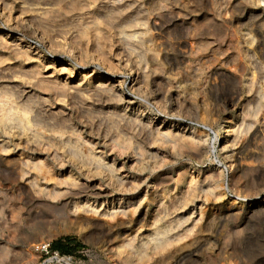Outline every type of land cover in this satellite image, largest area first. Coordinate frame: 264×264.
Listing matches in <instances>:
<instances>
[{
  "label": "rangeland",
  "instance_id": "rangeland-1",
  "mask_svg": "<svg viewBox=\"0 0 264 264\" xmlns=\"http://www.w3.org/2000/svg\"><path fill=\"white\" fill-rule=\"evenodd\" d=\"M1 1L12 12L8 17L0 9V36L8 34L13 43L0 45V67L11 65L9 73L17 76L12 84L0 79V101L5 104L10 94L19 108L10 107L16 122L0 123V264H60L50 260L52 250H58L56 242L66 247L59 251L72 264H264V210L255 214L247 207L264 198V175L258 180L256 173L258 167L264 169V132L252 134L256 122L264 128V0H97L86 1L82 9L42 16L31 10V5H44L40 0ZM247 32L263 42L262 48L247 40ZM137 69L144 73L138 82L133 80ZM51 74L61 84L79 83L82 92L33 87L35 94L23 97L22 81ZM106 82L117 85L118 96L97 89ZM84 88L94 90L86 93ZM229 122L242 123L241 137L247 140L233 152L223 149ZM162 123L173 132L165 136L166 143L154 145L155 129ZM175 134L178 145L171 142ZM189 135L199 142V153L185 139ZM26 138L40 149L44 144L45 153L33 155ZM7 146L10 151L2 150ZM153 146L161 147L157 161L147 153ZM54 152L67 163L61 171L56 167V182L71 172L90 189L107 190L117 207L122 196L123 207L127 198L137 197L141 208L132 216L138 222L112 231L83 224L85 233L53 234L71 219L70 199L21 201L20 172L24 159L52 162ZM92 153L140 188L114 186L105 169L87 166ZM244 153L249 156L235 173L229 165ZM77 162L86 165L80 168ZM191 172H207L212 180L205 183L206 191L183 205L173 197L185 184L178 180ZM154 184L161 186L159 193H152ZM180 227L190 228L183 242L196 240V248L181 250L182 242L164 252L152 251L156 237ZM44 242L51 243L48 254L36 249ZM128 249L138 251L131 256Z\"/></svg>",
  "mask_w": 264,
  "mask_h": 264
},
{
  "label": "bare ground",
  "instance_id": "bare-ground-1",
  "mask_svg": "<svg viewBox=\"0 0 264 264\" xmlns=\"http://www.w3.org/2000/svg\"><path fill=\"white\" fill-rule=\"evenodd\" d=\"M37 1V0H36ZM39 1V0H38ZM42 4L44 5H31V10L36 12L37 11V14L38 15H43V14H47V15H52L53 13H56V12H60L62 11L63 9L66 11L67 9H69V11L71 10L72 8V11H74V8L75 9H82L84 7V5L86 4V1H88L89 3H93V1H97V0H40ZM35 2V1H34ZM35 4V3H34ZM12 5V4H11ZM55 5H59L58 7H55ZM0 6H1V10H2V13L3 14H6L8 15V17L11 16V9H9L11 12H8L7 9V5L5 2L1 1L0 2ZM90 6V5H89ZM101 6V5H100ZM161 6V5H160ZM122 7V6H121ZM129 7V6H128ZM102 8V7H101ZM114 8V7H113ZM108 9V8H107ZM124 11V10H123ZM105 13V12H104ZM109 14V13H108ZM250 14V13H249ZM104 15V14H103ZM37 16V15H36ZM7 17V18H8ZM16 18V16H15ZM43 18V17H42ZM80 19V18H79ZM44 23V22H43ZM96 24V23H95ZM98 24V23H97ZM102 26V25H100ZM103 28V27H102ZM99 27V29H102ZM104 29V28H103ZM102 29V30H103ZM101 30V31H102ZM46 31V30H45ZM104 31V30H103ZM240 32V31H239ZM1 33V32H0ZM2 36H0V45H3L4 47H7L9 48L10 45H12L11 43L13 42H9L7 40L8 38V34L4 33V34H1ZM125 35V34H124ZM128 35V34H127ZM247 40H249L252 43H256V47L257 48H262L261 46L263 45V42L262 41H259L256 39L255 41V38L254 36H252L250 34V32H247ZM135 36V35H134ZM261 37V36H260ZM122 38V37H121ZM134 38V37H133ZM21 41L22 38L20 37L19 38ZM64 39V38H63ZM18 40V38H17ZM124 40V39H123ZM261 40V39H260ZM24 41V39L22 40V42ZM139 42V41H138ZM15 43V42H14ZM18 43V42H17ZM101 43V42H100ZM104 43V42H103ZM21 44V42H20ZM14 45V44H13ZM100 45V44H99ZM20 45H18L19 47ZM26 46V45H25ZM264 46V45H263ZM15 47V46H14ZM106 47V46H105ZM2 48V47H0ZM26 48V49H25ZM23 48L22 50L24 51L25 50H28L27 49V46ZM16 49H18L16 47ZM20 49V48H19ZM9 51V50H8ZM106 51V50H105ZM20 52V51H19ZM29 52L28 51H24L23 53H27ZM4 56V55H3ZM7 56V55H6ZM17 56V55H15ZM20 56V55H19ZM22 57V56H21ZM25 57V56H24ZM8 58V57H7ZM5 60V58H3ZM31 59V58H29ZM28 59V60H29ZM104 60V59H103ZM1 62V61H0ZM4 61H2L1 63H3ZM30 62V61H29ZM7 63V62H6ZM128 63V62H127ZM19 64V63H18ZM128 65V64H127ZM11 66V65H9ZM8 66V67H9ZM18 66V65H17ZM109 66V65H108ZM8 67H0V79L3 78L4 80H6V78L9 80V82H14L16 81V76L14 73H9L11 71L10 67V71L8 69ZM14 68V67H13ZM31 68V67H30ZM62 68V67H61ZM27 69V68H26ZM64 69V67H63ZM63 69L61 71H63ZM254 69V68H253ZM17 70V69H16ZM34 70V69H33ZM145 72V71H144ZM42 73V72H41ZM40 73V74H41ZM22 74V73H21ZM143 74L142 71L140 70H135V75H134V79L136 82H138V80H140L142 77H143ZM43 75V74H42ZM56 75V74H55ZM44 76V75H43ZM20 77V76H18ZM37 77V76H36ZM56 77V76H55ZM86 77V76H85ZM21 79H25L26 77H20ZM35 78V77H34ZM57 78V77H56ZM56 78L54 79V76L51 74L50 76H47V77H42V76H38V78L36 79H30V78H26V80L24 81H20L21 82L20 84L23 85V97L24 95L30 97L32 94H35V93H31L33 92V87H43V90L44 88L45 89H53L55 91V89L58 91H61V92H67V90H71V92H74V93H80L82 92V89L80 88L81 85H77L79 83H76V86H73L70 85V84H67L68 82L65 81L63 84L59 83ZM102 77H100L101 79ZM256 79V78H255ZM99 81V80H98ZM108 81V80H107ZM109 81H112L111 78H109ZM1 82V81H0ZM79 82V81H78ZM134 82V81H133ZM18 83V82H17ZM250 83V82H249ZM1 84V83H0ZM5 84V83H4ZM14 84V83H13ZM19 84V85H20ZM81 84V83H80ZM3 85V83H2ZM0 85V86H2ZM10 85V84H9ZM83 85V84H82ZM97 85V84H96ZM7 86V84L5 85ZM4 86V87H5ZM10 86H13V85H10ZM135 86V85H134ZM14 87V86H13ZM15 87H16V84H15ZM119 87V86H118ZM18 88V87H17ZM117 85L115 83H109V82H106V83H101V84H98V90L100 92H104L105 94H110L111 95H117V92L116 91L117 89ZM7 89V88H6ZM96 89V90H97ZM250 89V88H249ZM21 90V89H20ZM35 90V89H34ZM84 90L86 91V93L88 92H91V90H94V89H90V88H84ZM90 90V91H89ZM95 90V91H96ZM133 90V89H132ZM15 91V90H14ZM17 91V90H16ZM49 91V90H48ZM98 91V92H99ZM261 92V91H260ZM70 93V92H69ZM68 93V94H69ZM85 93V94H86ZM61 94V93H60ZM2 95V94H1ZM6 95V94H5ZM10 95V94H9ZM8 95L7 100L5 101L4 100V103L1 102L3 100H1L0 102L2 103V107H0V123L4 124L3 127H5V124H7V122H13V120H15V118L17 117H14L15 114H12L10 112V107H13L14 105L18 104V101L17 103L15 102V100H13L10 96ZM119 95V94H118ZM117 95V96H118ZM22 96V95H21ZM63 96V94H62ZM84 96V94H83ZM105 96V95H104ZM27 97V98H28ZM45 97V96H44ZM80 97V96H79ZM2 98V96H1ZM4 98V97H3ZM33 98V97H32ZM39 98V97H38ZM47 98V97H45ZM121 101L123 103H129L128 100V96L124 95V94H120V97ZM118 98V99H119ZM264 98V97H263ZM43 100V98L41 99ZM45 100V99H44ZM43 100V101H44ZM49 101V100H48ZM85 101V100H84ZM36 105V104H35ZM16 107H18L16 105ZM19 108V107H18ZM18 110V109H17ZM23 110V109H22ZM15 111V110H14ZM17 111H15L16 113ZM123 112V111H122ZM26 113V112H24ZM17 116V115H15ZM20 116V115H19ZM27 117V113L26 115H22L21 116V119H23L22 117H24L26 119ZM29 118V117H28ZM20 119V120H21ZM125 119V118H124ZM139 119V118H138ZM18 120V119H16ZM15 120V122H16ZM24 120V119H23ZM22 120V122H23ZM27 120V119H26ZM25 121V120H24ZM140 121V120H139ZM238 121V120H237ZM11 122V123H12ZM29 122V121H28ZM253 122V121H252ZM24 123V122H23ZM138 123V122H137ZM240 123V122H239ZM238 123V124H239ZM10 124V123H9ZM26 124H30L29 123H26ZM143 124V123H142ZM12 125V124H11ZM36 125V124H35ZM128 126V125H127ZM139 126V125H138ZM153 125L152 124H149L148 127H152ZM244 126V125H243ZM2 127V128H3ZM22 127V126H21ZM252 127V126H251ZM12 128V126L10 127V129ZM156 128V127H155ZM4 129V128H3ZM7 128V131L10 130ZM14 129V128H13ZM21 129H25L24 127L21 128ZM149 129V128H148ZM153 129V127H152ZM165 129H169V132H167L168 130H165ZM244 129V128H243ZM6 130V129H5ZM29 130V129H28ZM253 132L252 134L254 136H256L259 132H264V128L263 126L260 124V122H256L254 127H253ZM26 131V130H25ZM76 131V130H75ZM32 132V131H31ZM171 132H173L172 130H170V127H167L166 124H161L160 126H157V128L155 129V133H157L156 135L157 136H154V139H153V144L155 145L156 144H160V143H166L167 141L165 140V136L170 134ZM35 133V132H34ZM224 133H225V139L223 140L224 144H223V149H226L227 151H230V152H233L238 146H240L242 148V146H245L244 143V139H242L243 137H241V133H242V123L240 125L237 126V124L235 122H229L227 125H225V129H224ZM179 134V133H178ZM178 134L175 136V139L171 142L173 143H176V137L178 136ZM244 134V133H243ZM251 134V135H252ZM78 135V134H77ZM149 135H150V131H149ZM248 135V134H247ZM252 135V136H253ZM153 136V135H152ZM170 136V135H169ZM168 136V137H169ZM33 137V136H32ZM179 137V136H178ZM184 137V136H182ZM180 137L178 140L180 141V139L182 138ZM28 139V142L25 144V141H24V144L26 146H30L29 149H31L33 151V155H39V154H43L45 153L42 148H46L43 144V147L40 149L36 146V143L34 144L33 142H30L29 141V138H26V140ZM39 140V138H37ZM152 139V138H151ZM171 139V138H170ZM185 139H187V142H189V146L194 148V150L199 153L201 148H200V145H199V142L195 139V136H187L185 137ZM222 139V137H221ZM253 139V138H251ZM36 140V139H35ZM172 140V139H171ZM257 140V139H256ZM41 141V140H40ZM44 141V140H43ZM183 141V140H181ZM250 141V140H249ZM254 141V140H253ZM178 142V141H177ZM184 142V141H183ZM30 143V144H29ZM43 143V142H42ZM50 143V142H49ZM172 145L174 146L175 144ZM182 143V142H181ZM251 143V142H250ZM22 144V146L24 145ZM158 144V145H159ZM168 144V143H167ZM177 144V143H176ZM183 144V143H182ZM181 144V145H182ZM185 144V143H184ZM183 144V145H184ZM253 144V145H252ZM24 145V146H25ZM162 145V144H161ZM178 145V144H177ZM175 145V146H177ZM182 145V146H183ZM186 145V144H185ZM238 145V146H237ZM251 145L253 146V148H258V144L254 141L251 143ZM5 146V145H4ZM25 146V147H26ZM42 146V145H41ZM40 146V147H41ZM160 146V145H159ZM237 146V147H236ZM24 147V148H25ZM155 148V146H153ZM164 147V145H163ZM180 147V146H179ZM38 148V149H37ZM151 149L148 150V155H149V158H155L156 161H157V158L159 156H161V152L159 151V149L161 148H155V149ZM174 148V147H173ZM95 149V148H94ZM2 150H5V151H10V149L8 150V146L5 148V147H2ZM30 150V152H31ZM55 150V149H54ZM190 150V149H189ZM4 151V152H5ZM47 151V150H46ZM155 151V152H154ZM162 151V150H161ZM166 151V150H165ZM194 151V152H195ZM29 152V153H30ZM250 153V152H249ZM55 154V152H54ZM59 154V153H58ZM235 154V153H234ZM234 154H231L234 156ZM143 155V153H142ZM141 155V156H142ZM53 156V155H52ZM146 156V155H145ZM231 156V157H233ZM248 153L247 154H240V156H237V158H234L230 165H229V168H232L234 169L235 173H240V171L242 170V160L245 159L246 157H248ZM25 158V157H24ZM51 158V157H50ZM85 158V157H84ZM145 158V157H144ZM74 159V158H73ZM72 159V160H73ZM77 159V158H76ZM137 159V158H136ZM151 159V160H152ZM232 159V158H231ZM25 160V159H24ZM23 160V164L25 165V169H22V172L21 173V196H20V200L23 201V202H42V201H48V200H55V199H58L60 197H64L66 199H70L68 205H69V211H70V220L67 221L66 223H63V224H60L59 226H56L54 229H53V234H58V233H61V232H68V231H74V232H78V233H85V229L83 224H91V226H102V227H108V229L110 231H112L113 229L115 230V228H118V229H123L124 227H126L125 225L128 223L133 225V223L135 224V222H138L137 219H135L133 216V213L134 212H138L139 209L141 208V203H137L140 199L137 198V197H133L135 199V201H130V199L132 200L133 198H127L125 201H128L124 207L122 206L123 204V201H124V197L122 196L120 199V202L121 204L119 205V207L116 206V200L112 199V200H108V197L106 195H109L108 194V191L105 190V189H100L98 186H93V188H89L88 185L84 184V183H81L79 181V179H77V177L75 178V176L73 177V174H71L70 172V175L68 174V176L64 177V178H58L57 176V182L55 181V178H54V173H56V167L58 168L59 171H61L62 169H64L67 165L66 163V160H64V158H62V156H59L57 154H55L53 156V159H52V162L49 161V160H42L40 158H31V157H28L25 161ZM75 160V159H74ZM139 160V159H138ZM142 160V159H140ZM149 160V159H148ZM77 161H80V159H78ZM82 163H83V160H81ZM87 161V160H86ZM146 161V158L145 160ZM155 161V160H154ZM22 162V160L20 161ZM134 162V161H133ZM84 163H86L84 161ZM151 163V162H150ZM77 164L79 165V167H84L86 164H81V162H77ZM76 164V166H77ZM149 164V163H148ZM88 165H93V167H90V168H96V171H97V168H103L105 169L108 173H109V179L110 182H112L114 184V186L116 185V187L120 186V187H124L127 186V185H130L132 184V188L133 186H135V190H137L136 188L139 187L140 188V183L138 184L137 182H133L131 183L130 180L128 181L127 177H125L124 175L121 174L120 170L118 168L115 167V165L113 166L112 164H108L106 163L101 156L99 155H96V154H89L88 155V162H87V166ZM86 166V167H87ZM235 166V167H233ZM80 167V168H81ZM78 168V167H77ZM84 169V168H82ZM21 171V170H20ZM111 172V173H110ZM189 173V172H188ZM257 178L258 180H260V178H263V175H264V169H262L261 167H258L257 169ZM111 174V175H110ZM85 175V174H84ZM88 176V175H87ZM112 176V177H111ZM216 176V175H215ZM17 177V176H16ZM56 182V183H53L54 185L52 184H49L50 180H53ZM170 179V178H169ZM180 184L182 185L183 183L184 184V187H182L180 189V195L178 194H174V197H177L181 200V203H183V205H187V202L189 201H192L194 199H196L197 197V193H200V192H204L206 191L205 190V183L208 182L210 183L212 178L209 177V174H207V172H199V173H195V172H191L189 174L188 177H186L185 179L183 178H180L178 181H180ZM208 180V181H207ZM162 181V180H161ZM130 182V183H129ZM140 182V181H139ZM142 182V181H141ZM183 182V183H182ZM262 182V179L261 181ZM20 183V182H19ZM161 183V182H159ZM108 184V183H107ZM158 185V184H157ZM215 185V184H214ZM160 185L156 186V184L153 185V192L152 193H157L159 190H160ZM210 186V185H209ZM130 186H127L126 188L129 189L131 188ZM176 188L178 187H175L174 190H176ZM216 189V188H215ZM118 190V189H117ZM131 190V189H130ZM208 190V189H207ZM19 191V190H18ZM120 192L124 193V191L121 189ZM159 193V192H158ZM216 193V192H214ZM207 194V193H206ZM205 194V195H206ZM218 194V193H216ZM19 195V194H18ZM153 195V194H152ZM159 195V194H158ZM221 195V194H220ZM121 196V195H120ZM19 197V196H18ZM103 197H105V199H102ZM107 197V198H106ZM153 197V196H152ZM216 197V196H215ZM220 197V196H219ZM222 197V196H221ZM244 197V196H243ZM50 198V199H49ZM75 198V199H74ZM110 198V197H109ZM115 198V197H114ZM144 198V197H143ZM172 198V196H171ZM218 198V197H216ZM245 198V197H244ZM74 199V201L72 200ZM101 200H104V201H101ZM211 200V199H210ZM142 201V200H141ZM173 201V200H172ZM64 202V201H63ZM136 203L139 205H137V207L135 206ZM27 204V203H26ZM46 204V202H45ZM65 204V203H64ZM48 205V204H47ZM243 205V204H242ZM160 206V205H159ZM162 206V205H161ZM257 206H260V207H257ZM183 207V206H182ZM248 208L251 209V212L255 213V211H263L264 210V198L262 199V201L256 203V204H252V205H248L247 206ZM143 212V211H142ZM250 212V213H251ZM200 214L201 216L199 217V220L201 221L202 218H203V212L202 210L200 211ZM199 214V215H200ZM252 214V213H251ZM257 214V213H255ZM13 215L15 216V213H13ZM133 215V216H132ZM158 220V219H157ZM198 220V222H200ZM108 221H113V223H109ZM108 222V224H106ZM178 222V221H177ZM180 223V221H179ZM177 223V224H179ZM182 223V222H181ZM197 223V221L195 222V224ZM169 224V223H168ZM200 224V223H199ZM174 225V224H173ZM182 225V224H181ZM195 226V225H194ZM193 226V228H195ZM173 228V227H172ZM181 228V227H180ZM169 230V229H168ZM193 230V229H192ZM196 230V229H195ZM203 230V229H202ZM183 231V232H181ZM199 231V230H198ZM188 232H190V228H181L180 230H178L177 232H171L169 231V233H165L163 234V236L161 235V237H156L155 240L151 243V248H152V251L153 252H164V250H170L172 249L173 247L177 246L179 243L182 244V242L186 239L187 236L186 235H190V233L188 234ZM122 233V232H121ZM136 233V231H135ZM162 233V232H161ZM192 233V232H191ZM90 233H86L85 236H89ZM192 237V236H190ZM189 237V238H190ZM195 237V236H194ZM126 238H129V237H126ZM187 238V239H189ZM193 238V237H192ZM197 238V237H196ZM191 239V238H190ZM199 239V238H198ZM128 240V239H127ZM153 240V239H152ZM123 241V240H122ZM130 242V241H128ZM125 244V245H130L131 248L134 249L135 246L131 245V243H128ZM185 242V241H184ZM183 242V243H184ZM189 242V241H187ZM199 242V241H198ZM125 243V242H124ZM123 243V244H124ZM148 243V246L149 244ZM185 244V245H184ZM182 244V248H180L181 250H183L184 248H187L189 249V247L193 248L197 246V242L196 240H193L191 239L189 243H184ZM124 245V246H125ZM145 245V244H144ZM126 247V246H125ZM124 247V248H125ZM119 250L123 248L122 245H119L117 247ZM116 248V250H117ZM149 248V247H148ZM135 250V249H134ZM133 250V251H134ZM186 250V249H185ZM196 250V249H195ZM129 252L127 253H130V255L132 256V249L129 250ZM138 251V250H137ZM137 251H134L137 252ZM141 251V250H140ZM172 251V250H171ZM197 251V250H196ZM166 252V251H165ZM170 252V251H169ZM117 253V252H116ZM124 253V252H123ZM126 253V252H125ZM136 254V253H135ZM127 255V254H126ZM149 255V254H148ZM147 255V256H148ZM127 259V258H126ZM141 259V258H140ZM51 260V259H50Z\"/></svg>",
  "mask_w": 264,
  "mask_h": 264
},
{
  "label": "built area",
  "instance_id": "built-area-1",
  "mask_svg": "<svg viewBox=\"0 0 264 264\" xmlns=\"http://www.w3.org/2000/svg\"><path fill=\"white\" fill-rule=\"evenodd\" d=\"M36 249L39 253H50L51 252V243L49 242H44L42 244H38L36 246ZM52 257L50 258L51 261L54 260L55 262H58L60 264H72L71 258L65 255H61L59 250H52Z\"/></svg>",
  "mask_w": 264,
  "mask_h": 264
},
{
  "label": "trees",
  "instance_id": "trees-1",
  "mask_svg": "<svg viewBox=\"0 0 264 264\" xmlns=\"http://www.w3.org/2000/svg\"><path fill=\"white\" fill-rule=\"evenodd\" d=\"M54 246H55L58 250H60L61 252H66V251H67L66 247L62 246V245L59 244L58 242H56V243L54 244Z\"/></svg>",
  "mask_w": 264,
  "mask_h": 264
}]
</instances>
